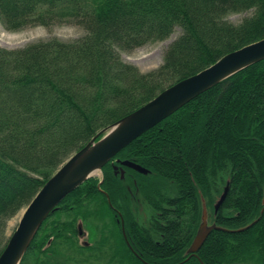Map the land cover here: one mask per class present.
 <instances>
[{
    "label": "trees",
    "instance_id": "trees-1",
    "mask_svg": "<svg viewBox=\"0 0 264 264\" xmlns=\"http://www.w3.org/2000/svg\"><path fill=\"white\" fill-rule=\"evenodd\" d=\"M249 10L254 14L239 25L226 20ZM71 21L85 36L0 47V244L8 222L100 130L224 55L264 38V0H0V23L9 31ZM176 27L182 33L156 70L143 73L122 60L119 52L165 40ZM116 160L139 164L150 174ZM103 174L101 184L92 178L62 201L22 264L36 263L38 254L49 255L58 245L67 249L58 248L63 262L73 264L78 220L101 221L125 245L118 212L135 250L126 254L138 264H264V60L141 135ZM229 174L226 198L214 212ZM158 178L171 182L172 196L149 197ZM135 189L146 194L152 208L148 226L133 218ZM203 204L221 229L210 233L195 258L187 249ZM254 220L251 228L232 231Z\"/></svg>",
    "mask_w": 264,
    "mask_h": 264
},
{
    "label": "water",
    "instance_id": "water-1",
    "mask_svg": "<svg viewBox=\"0 0 264 264\" xmlns=\"http://www.w3.org/2000/svg\"><path fill=\"white\" fill-rule=\"evenodd\" d=\"M263 60L264 38L224 55L211 66L169 86L140 108L100 130L59 167L27 205L0 254V264H21L41 226L59 204L87 180L97 174L101 176L105 165L134 140L202 93ZM122 164L142 174L149 172L130 161ZM226 195L227 189L217 203V209ZM214 229L220 228L208 223L204 207L202 222L188 253L199 251Z\"/></svg>",
    "mask_w": 264,
    "mask_h": 264
},
{
    "label": "rangeland",
    "instance_id": "rangeland-1",
    "mask_svg": "<svg viewBox=\"0 0 264 264\" xmlns=\"http://www.w3.org/2000/svg\"><path fill=\"white\" fill-rule=\"evenodd\" d=\"M254 14V10L243 11L240 13L229 14L226 18L229 22L234 25H239L245 18H250ZM182 30L180 27H176L174 33L167 39L162 41H157L154 43H149L140 47H137L131 51H121L119 52L121 58L124 62L133 64L141 72L147 73L156 70L163 64V58L166 50L169 46L181 35ZM85 30L75 24L74 22H63L60 24H54L50 27L43 26H32L19 31H9L0 23V47L6 49H19L25 47L26 45L38 41H48L53 39H58L60 41L70 42L75 41L79 38L85 36ZM100 177V174L96 175ZM152 182L155 183L153 187L156 191L149 192L148 195L154 200L155 196L160 194L164 196H172L174 191H172V185L169 182H165L163 179H153ZM131 187V186H130ZM151 193V194H150ZM130 209L133 214V218L142 226H148L150 219L152 217V208L148 204L146 199V194L139 189H135L130 194ZM24 212V208L8 222L7 229L5 231L4 237L1 238V245L7 243L9 237L12 235L16 229L20 218ZM67 217H61V221H66ZM94 221L92 226L89 222ZM77 221L83 231L81 236L75 239V245L82 246L85 250L81 252L74 245L73 248L76 249V256L74 257L75 262L73 264H105L108 255H112L115 252L116 246L113 242L103 243V233L98 234L102 231L101 221L91 219L88 222ZM96 225V229H94ZM3 236V235H2ZM3 243V244H2ZM66 249L64 245H58L55 250L48 254H38L37 262L38 264H65L63 262L64 258L62 254H59L58 248ZM58 249V250H57ZM108 252V253H107ZM54 259V260H52ZM51 260L52 263L49 262ZM55 261V262H54ZM115 258L111 261L114 262ZM32 261L30 264H37ZM54 262V263H53ZM72 264V262L70 263ZM116 264H138L133 261L130 253L126 254L121 258Z\"/></svg>",
    "mask_w": 264,
    "mask_h": 264
},
{
    "label": "bare ground",
    "instance_id": "bare-ground-1",
    "mask_svg": "<svg viewBox=\"0 0 264 264\" xmlns=\"http://www.w3.org/2000/svg\"><path fill=\"white\" fill-rule=\"evenodd\" d=\"M148 171H149L148 174H150V170H148ZM148 174H146V175H148ZM226 177H227V180H226L227 182H226V184L222 188L223 191H225L226 189L228 190V188H229L228 186H229V179H230L229 177H230V174L227 175ZM165 182H167V181H165ZM168 182L171 183L170 181H168ZM109 204L112 206V203H111L110 199H109ZM257 221L258 220H254L251 224H249V225H247V226H245L243 228H240V229H237V230H232V231L235 232V231H243V230L249 229L253 225H255L257 223ZM93 222L94 221H91L90 222L91 226H92ZM101 225H102V223H101ZM93 226H95L94 229H96L97 226L95 224ZM223 230L226 231L227 229L223 228ZM101 233H103V235H104L106 233V229L102 227V231L100 233L98 232V234H101ZM78 236H80L79 233H77L74 236V240L77 239ZM208 237H207V239H208ZM123 239H124L125 245L122 246L119 243L118 246H117V248L114 249V251H116V254H115V252H112L113 253L112 255L111 254L108 255L107 258H106L107 260H106V263L105 264H116L121 258H123L124 255H126V252H127L126 250H129L130 251V250H133L134 249L132 238L129 235L126 234L125 236H123ZM207 239L205 240V242L203 243V245L201 246V248L204 246V244L206 243ZM197 253H198V251L196 253H192L190 256H194L195 258H198V254ZM114 258H115V261L114 262H111ZM190 258L191 257H189V259ZM199 261L201 262L200 259H199Z\"/></svg>",
    "mask_w": 264,
    "mask_h": 264
},
{
    "label": "flooded vegetation",
    "instance_id": "flooded-vegetation-1",
    "mask_svg": "<svg viewBox=\"0 0 264 264\" xmlns=\"http://www.w3.org/2000/svg\"><path fill=\"white\" fill-rule=\"evenodd\" d=\"M120 214L122 215V213L118 212V216L120 217ZM150 223V222H149ZM122 232V230H121ZM126 234L130 236L129 232L126 231ZM122 235H123V232H122ZM124 236V235H123ZM131 237V236H130ZM118 240V239H117ZM120 240H121V237H120ZM108 242H113L117 248L118 246V241L116 242V238L113 236V233H109L106 231V233L104 234V244L105 243H108ZM132 252H135V250H130ZM108 253V252H107Z\"/></svg>",
    "mask_w": 264,
    "mask_h": 264
}]
</instances>
